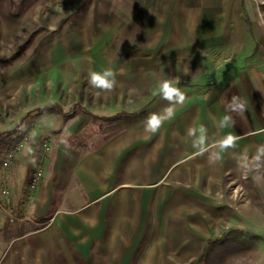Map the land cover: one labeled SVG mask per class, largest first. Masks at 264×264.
<instances>
[{
    "label": "rangeland",
    "instance_id": "1",
    "mask_svg": "<svg viewBox=\"0 0 264 264\" xmlns=\"http://www.w3.org/2000/svg\"><path fill=\"white\" fill-rule=\"evenodd\" d=\"M258 29L264 31V0H0V131L20 121L18 133L41 146L63 132L65 119L35 115L37 107L137 111L68 132L70 168L101 152L105 161H120L122 173L132 162L136 171L129 229L111 228L110 205L102 243L89 246L87 258L73 253L72 264H264V155L256 160L264 140L199 163L187 155L189 136L180 130L191 110L180 127L179 104L160 94L165 80L218 72L251 40L264 39L254 35ZM109 68L114 89L91 87L89 73ZM182 92L186 99L192 93ZM168 107L174 115L146 132L147 118ZM216 236L223 241L208 249Z\"/></svg>",
    "mask_w": 264,
    "mask_h": 264
},
{
    "label": "crops",
    "instance_id": "2",
    "mask_svg": "<svg viewBox=\"0 0 264 264\" xmlns=\"http://www.w3.org/2000/svg\"><path fill=\"white\" fill-rule=\"evenodd\" d=\"M254 35L264 36V31L258 29ZM262 40H251L247 49L233 58L229 63L231 65L226 64L218 72L216 68H206L202 74L199 73L201 78L196 75L192 79H176L172 82L181 91L192 92L183 104L177 105V110H182V117L178 118L180 127L185 123L187 110H191V123H186V127L180 130L182 133L189 128L197 130L196 137H189L183 142L187 155H192L197 162H211L209 158L213 152L219 154L218 160H222L232 149L240 154L246 148L263 145ZM204 83L209 84L208 89L198 91L200 84ZM233 97L244 103L242 116L230 110ZM136 112L121 109L98 114L89 110L86 114L78 111L72 117L57 112L43 113L62 115L65 119L63 132H51V151L45 157L44 176L33 202L25 204V192L40 156L41 146L36 140L26 143L9 170L7 178L13 201L19 212L27 218L17 225L11 224L0 212V264H72L74 254H78L79 258H87L89 246L103 241L110 205L111 228L129 229L130 203L135 199V163L132 162L131 168L127 165L126 172L122 173L120 161H105L104 154L96 152L86 155L77 167L70 168L66 165L65 153L69 133H82L84 128L93 123V118L111 124ZM226 115L232 117L234 124L219 128L218 122ZM228 135L236 137L235 146L221 151L217 141ZM199 136H204L205 144L193 147V141ZM200 147H206L207 151L201 154ZM72 170L75 174L72 179L79 182L75 188L69 183ZM82 195L86 199L80 200Z\"/></svg>",
    "mask_w": 264,
    "mask_h": 264
},
{
    "label": "clouds",
    "instance_id": "3",
    "mask_svg": "<svg viewBox=\"0 0 264 264\" xmlns=\"http://www.w3.org/2000/svg\"><path fill=\"white\" fill-rule=\"evenodd\" d=\"M116 73L112 69H105L103 72L91 71L89 73V84L94 89H98L104 92H109L114 89L116 86ZM160 94L163 98L170 102V104H183L186 97L185 94L177 87L172 85L171 81L165 80L160 85ZM230 110L237 112L239 115H243L245 106L242 101H238L236 97H233L230 101ZM174 115V110L172 107H168L164 110V113L161 114H152L150 115L145 122V131L150 133H156L162 126L165 120L170 119ZM231 124H234V120L230 115L224 116L219 122L218 127L223 128L227 127ZM201 131H203L201 129ZM196 129L189 128L187 130V136L196 137ZM236 137L232 135H228L223 137L217 141V146L221 151H224L228 148H232L235 146ZM204 145L205 138L204 136H199L196 140L193 141V147H197V145ZM207 151L206 147H200L199 152L202 154ZM264 155V146H262L258 150V154L256 156V160L260 159V156ZM210 161L215 162V160L219 159V154L213 152L210 156Z\"/></svg>",
    "mask_w": 264,
    "mask_h": 264
},
{
    "label": "built area",
    "instance_id": "4",
    "mask_svg": "<svg viewBox=\"0 0 264 264\" xmlns=\"http://www.w3.org/2000/svg\"><path fill=\"white\" fill-rule=\"evenodd\" d=\"M28 135L21 139L12 147L7 148L3 156L0 158V212H2L9 223L19 224L27 217L21 214L13 201L12 189L8 182V173L12 167L18 153L22 151L28 142ZM51 151V144L45 140L41 144L40 156L32 170L29 178L26 192L25 204H30L36 197L39 184L44 176V160Z\"/></svg>",
    "mask_w": 264,
    "mask_h": 264
},
{
    "label": "trees",
    "instance_id": "5",
    "mask_svg": "<svg viewBox=\"0 0 264 264\" xmlns=\"http://www.w3.org/2000/svg\"><path fill=\"white\" fill-rule=\"evenodd\" d=\"M33 112L36 115H40V114H43L46 112H57V113L62 114L65 117H72L78 111L75 109L65 111L59 103H53L51 105H45V106L37 107V108H35V110ZM19 124H20V121L18 122V124H16L12 128L4 129V130L0 131V153L4 149H7V148L14 146L21 139L22 136L17 131ZM223 239H224L223 237H217V236L215 238L211 237L207 242L208 243V249H210L215 242L223 241Z\"/></svg>",
    "mask_w": 264,
    "mask_h": 264
}]
</instances>
